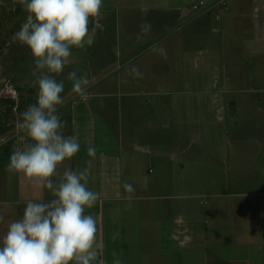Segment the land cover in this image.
<instances>
[{"label": "crops", "instance_id": "crops-1", "mask_svg": "<svg viewBox=\"0 0 264 264\" xmlns=\"http://www.w3.org/2000/svg\"><path fill=\"white\" fill-rule=\"evenodd\" d=\"M198 2L104 0L97 18L103 27L93 34L89 25L94 43L72 49L67 67L80 69L76 53L88 49L95 55L88 69L115 75L117 89L143 84L141 93L179 92L170 103L173 131L161 140L171 160L159 162V171L170 181L141 174L140 158L152 157L144 142L159 133L141 124L136 103L92 106L83 100L60 107L68 125L62 132L78 138L80 151L52 179L91 161L87 187L99 193L97 204L85 210L97 221L93 264H264V0H227L219 18L213 10L193 12ZM142 22L151 32L137 40ZM110 25L119 44L105 32ZM153 45L164 53L152 51ZM132 67L142 77L133 78ZM184 76L190 79L182 83ZM179 83L184 89L171 91ZM8 163L0 161V239L29 200L51 199L48 190L10 176ZM125 183L135 191L125 192ZM168 187L176 194L154 193Z\"/></svg>", "mask_w": 264, "mask_h": 264}, {"label": "clouds", "instance_id": "clouds-1", "mask_svg": "<svg viewBox=\"0 0 264 264\" xmlns=\"http://www.w3.org/2000/svg\"><path fill=\"white\" fill-rule=\"evenodd\" d=\"M26 20L12 40L30 50L32 75L38 86L36 103L21 114L19 129L30 141L22 149L15 150L6 167L10 176H21L26 183L40 190H48V202L29 200L23 216L8 225L0 239V264H93L97 259L94 250L97 238V221L86 209L93 208L99 193L87 187L91 161L82 171L67 169L55 181L57 169L80 151V143L74 135L62 132V122L57 106L65 98L64 82L58 81L69 63L72 49L92 45L89 25L94 34L103 26L99 24L104 0H19ZM149 8L141 9L146 15ZM137 40L151 32V24L142 22ZM152 51L157 49L153 45ZM127 71V69H126ZM133 78L142 77L138 68L132 67ZM71 92L84 98L90 81L86 75L78 76L70 71ZM89 156L95 155L93 148ZM125 192L135 191L130 183L123 185ZM131 201L132 197H127ZM2 220V217H0ZM115 255V254H113ZM114 264H122L119 259Z\"/></svg>", "mask_w": 264, "mask_h": 264}, {"label": "rangeland", "instance_id": "rangeland-1", "mask_svg": "<svg viewBox=\"0 0 264 264\" xmlns=\"http://www.w3.org/2000/svg\"><path fill=\"white\" fill-rule=\"evenodd\" d=\"M191 10L195 12L193 7ZM213 11L216 15L218 9ZM25 20L26 13L23 11L19 0H0V114L3 116H5L8 112L9 105L12 102H16L17 104L24 107V103L27 99H33L36 101L38 86L35 83L36 78L32 75L33 67L30 50L26 46H20L18 43L12 40V36L14 33L20 30V27L25 22ZM105 32L111 37L112 35L116 36L113 38L115 44L117 43V40V44L121 42L119 32H117V28L114 25L113 27L110 25ZM76 56L80 57L78 59V63H81V66H78L80 69H71V67L65 66L64 71L57 76L58 81L64 82V92L61 93V95L65 98V101L62 105L57 106L58 109L56 114L60 116V114L64 111L60 107L65 104L71 106L75 101H90L92 106L108 101L113 102L116 105H119V102L121 103L126 101L136 103L137 108L135 110V114L144 121V123L141 124L153 126L159 133V139L144 142L146 145L145 147H148L151 152L146 148L144 151H148L150 154H152V157L150 161L145 157L140 158L141 174L144 177L148 176L157 180L163 179L164 181H170V174L159 171V162L162 160H171V156H167L170 155V153L165 151L166 147L161 148V146L164 144L161 143V140L164 136H168L173 131L170 103L171 100H173V94L179 92L167 93L166 89L161 88V92H158L157 94L141 93L140 88H145L143 84L133 86L129 90L117 89V87H114L115 80L117 79L115 75L105 77L106 72H101L98 75V71L92 72L90 69H88L87 65H89L92 59L95 58L93 53L86 49L83 52H77ZM73 70L77 72L78 76L86 75L90 81L89 85H93L97 83V81L102 80L101 85L105 90H114H104L105 92H103V90H101L102 86H99L97 87L99 90H97V88H87V95L84 98L76 96L71 92V81L67 79L68 73ZM211 77H207L205 79L208 82V86H211L209 85ZM181 79L182 83H184L190 78L184 76ZM175 80L180 81L179 78H175ZM213 80L215 81V78H213ZM104 82L107 85L106 87H104ZM213 84H215V82H213ZM192 85L193 87H197V85L200 84L194 83ZM17 88H21V92H19ZM183 89L184 86L180 85L179 83L176 88L171 89V91H182ZM104 96L112 98L105 99ZM5 111L7 112L5 113ZM13 112L14 115L8 114V116L5 117V120L7 119L10 124L15 121V125L13 130H10L7 132V134L0 136V156H5L4 151L8 146H10L11 149H16L18 147L22 149L27 143L30 142L26 137V134H24L18 127L22 117L18 116L15 111ZM14 118L16 119L14 120ZM61 121L66 122V120ZM64 127L66 129L68 128L67 123ZM212 134L217 135L214 133V129L212 130ZM232 136L233 135L228 131V135H224V138L229 140L232 138ZM154 145L158 147L153 148ZM150 169H152L151 173L149 172ZM154 193L156 196H165L175 195L176 191H173L170 189V187H168L166 189L159 188ZM143 195L150 194L145 192Z\"/></svg>", "mask_w": 264, "mask_h": 264}, {"label": "trees", "instance_id": "trees-1", "mask_svg": "<svg viewBox=\"0 0 264 264\" xmlns=\"http://www.w3.org/2000/svg\"><path fill=\"white\" fill-rule=\"evenodd\" d=\"M19 92H21V88H17ZM36 101L33 100V99H27L26 102L24 103V107L17 104L16 102H12L10 105H9V108H8V112L5 111L6 115L3 116L0 114V136H3L5 134H7L8 131L10 130H13L14 129V122H12V124H10L9 121H7V119L5 120V117L8 116V114H13L14 115V112H16V114L18 116H21V114L25 111V109L30 106V105H33L35 104ZM22 105H23V102H22ZM16 118H14L15 120ZM11 148L10 146L6 147L5 148V151H4V154L5 156H0V161L2 160H8L9 157H10V154H11Z\"/></svg>", "mask_w": 264, "mask_h": 264}, {"label": "built area", "instance_id": "built-area-1", "mask_svg": "<svg viewBox=\"0 0 264 264\" xmlns=\"http://www.w3.org/2000/svg\"><path fill=\"white\" fill-rule=\"evenodd\" d=\"M228 8V2L227 0H218V1H213L212 3L209 4L208 0H199L198 3H196L193 6V10L195 12H204V11H209V10H215L218 9L216 12V16L219 18L223 12H225Z\"/></svg>", "mask_w": 264, "mask_h": 264}]
</instances>
